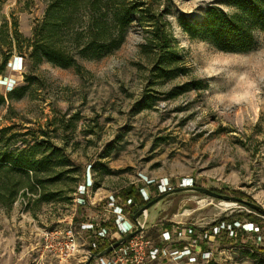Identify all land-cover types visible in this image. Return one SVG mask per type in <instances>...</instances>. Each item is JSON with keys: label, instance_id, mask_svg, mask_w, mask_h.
Returning <instances> with one entry per match:
<instances>
[{"label": "rangeland", "instance_id": "rangeland-1", "mask_svg": "<svg viewBox=\"0 0 264 264\" xmlns=\"http://www.w3.org/2000/svg\"><path fill=\"white\" fill-rule=\"evenodd\" d=\"M47 1L0 0V62L9 53L0 91L26 86L21 98L0 105L1 149L42 139V148L54 150L52 161L59 163L49 174L37 175L43 182L35 185V193L20 190L11 203L0 198V264H48L49 256L40 257L45 229L92 218L110 223L103 207L107 196L131 183L144 186L153 198L160 179L174 185L187 178L200 186L237 190L264 208L263 31H255L251 49L223 51L190 36L178 17L199 23L215 1L234 10L225 0H162L186 74L168 81L151 74V58L140 46L144 27L137 22L114 53L98 60L77 56L85 68L77 72L73 66L34 64L22 57L28 49L20 43L32 38ZM198 79L201 87L192 84L177 92L179 84ZM87 181L92 186L81 196L79 185ZM184 202L194 208L179 212ZM249 212L240 203L175 192L147 209L146 233L153 225L148 236L159 242L164 222L192 225L199 233L220 217L242 213L235 218L236 234L242 231L238 239L225 230L216 233L209 243L212 257L200 264H264V219L251 221ZM250 222L259 227L261 240ZM80 236L87 244V234ZM79 261L77 255L52 263ZM153 264L185 263L164 258Z\"/></svg>", "mask_w": 264, "mask_h": 264}, {"label": "trees", "instance_id": "trees-1", "mask_svg": "<svg viewBox=\"0 0 264 264\" xmlns=\"http://www.w3.org/2000/svg\"><path fill=\"white\" fill-rule=\"evenodd\" d=\"M225 1L234 10L227 11L215 1L206 7L199 23H194L181 14L178 17L180 25L190 36L207 40L220 50L237 52L251 49L255 43V31L264 32V0ZM162 4V0H48L43 17L34 26L32 38L20 43L21 47L28 49V53H23L22 57L34 64L47 61L59 67L73 66L77 72H82L85 68L77 56L98 60L114 53L125 41L130 25L137 22L144 27L145 41L140 46L151 58V74L161 81L174 79L186 74L188 69L171 35L166 18L168 10L161 7ZM16 35L19 34H15V37ZM7 43L10 52L11 40ZM8 55L9 53L0 62V76L4 75ZM30 78V74H25V80L29 81ZM192 84L201 87V80L185 81L175 88L180 92ZM25 93L24 85L13 87L5 93L0 91V105L6 99H19ZM0 133L1 141L3 129H0ZM21 141L28 142L25 138ZM42 143V139H36L33 143H27L26 147L14 150L1 149L0 145V172L4 173L0 184L1 200L11 203L20 190L23 194L26 190L35 193V185L43 182L37 175L40 172L49 174L51 166L59 164L52 161L54 150L45 151ZM14 172L19 177L23 176L24 181H16ZM211 189L254 202L248 195L237 190ZM117 195L122 199L133 200L129 212L132 221L134 213L152 198L144 200L134 183L123 187ZM242 205L251 210L247 213L251 221L264 219L256 210L246 204ZM237 215L242 213L220 217L209 225L228 222L236 229L233 223L237 221ZM104 224L111 225L107 222ZM172 224L164 222L163 227H170ZM153 231L155 228L149 227L147 235ZM240 232L242 231L235 233L236 239ZM108 245L107 242L100 249Z\"/></svg>", "mask_w": 264, "mask_h": 264}, {"label": "built area", "instance_id": "built-area-1", "mask_svg": "<svg viewBox=\"0 0 264 264\" xmlns=\"http://www.w3.org/2000/svg\"><path fill=\"white\" fill-rule=\"evenodd\" d=\"M192 184L193 182L187 178L180 179L174 185L162 178L156 182L155 192L159 194L171 191L175 187ZM91 186L92 182L88 181L80 184L78 189L81 196ZM138 190L144 200L151 197L144 186L138 187ZM81 202H84L83 197H81ZM132 204L131 198L122 199L117 194H109L103 207L112 216L108 217L111 225H105L103 220L92 218L77 223L70 222L64 227L55 226L45 229L41 236L40 257L49 256L51 259L48 264H53L52 262L56 260H67L77 255L80 264L86 261L87 264H153L164 258L172 261L181 260L185 264H200L211 258L212 251L209 243L216 233L221 232L222 229L230 236L236 233V229L228 222L209 225L199 233L192 225L181 227L172 224L170 227H163L159 234V242H154L147 235L145 226L126 241L102 253L101 251L106 248L100 249L103 244L108 242L111 245L135 228V223L129 217ZM235 223L236 221L233 223L236 227ZM247 224H250L251 229L256 231L253 232L255 238L261 240L260 234L257 233L259 227L254 226L253 222ZM83 232L87 234V238L89 237L87 244L80 236Z\"/></svg>", "mask_w": 264, "mask_h": 264}, {"label": "water", "instance_id": "water-1", "mask_svg": "<svg viewBox=\"0 0 264 264\" xmlns=\"http://www.w3.org/2000/svg\"><path fill=\"white\" fill-rule=\"evenodd\" d=\"M183 191H194V192H199V193H203L215 198H219L224 200L225 202H235V203H242V204H246L248 205L250 208L256 210L257 212H259V214L264 217V208L256 203V202H252L246 198L240 197V196H234V195H229V194H225V193H220L217 192L209 187H205V186H200L197 184H192V185H187V186H180V187H176L172 192L168 191V192H163V193H159L157 194L155 197L149 199L143 206H141L133 215V222L135 223V228L127 233L126 235H124L121 239L116 240L115 242H113L111 245L107 246L104 250H102L101 252H107L109 250H111V248L113 246H116L124 241H126L127 239H129L133 234H135L136 232L142 230L145 226H146V218H147V209L152 206L153 204H155L156 202H158L159 200H161L162 198L168 196L171 193H175V192H183ZM194 208V204L192 202H184L180 208H179V212H182L184 209H192ZM143 215L144 220L140 221L139 220V216ZM83 264H87V261L84 262Z\"/></svg>", "mask_w": 264, "mask_h": 264}, {"label": "bare ground", "instance_id": "bare-ground-1", "mask_svg": "<svg viewBox=\"0 0 264 264\" xmlns=\"http://www.w3.org/2000/svg\"><path fill=\"white\" fill-rule=\"evenodd\" d=\"M223 208H224V207H223ZM187 211H189V210H188V209H184V210H183V212H187Z\"/></svg>", "mask_w": 264, "mask_h": 264}, {"label": "crops", "instance_id": "crops-1", "mask_svg": "<svg viewBox=\"0 0 264 264\" xmlns=\"http://www.w3.org/2000/svg\"><path fill=\"white\" fill-rule=\"evenodd\" d=\"M153 226V225H152ZM209 247H210V244H209ZM211 249V248H210ZM212 257V256H211ZM174 262H179V261H174ZM180 262H182L181 260H180Z\"/></svg>", "mask_w": 264, "mask_h": 264}]
</instances>
